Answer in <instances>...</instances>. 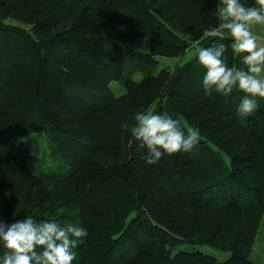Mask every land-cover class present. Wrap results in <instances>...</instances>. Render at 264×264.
<instances>
[{
  "label": "trees",
  "instance_id": "trees-1",
  "mask_svg": "<svg viewBox=\"0 0 264 264\" xmlns=\"http://www.w3.org/2000/svg\"><path fill=\"white\" fill-rule=\"evenodd\" d=\"M217 2L0 0V118L16 108L19 113L15 125L0 123L5 223L32 215L82 224L89 234L76 245L73 264H255L249 254L264 218V98H257L252 115L242 116L237 111L242 90L208 95L202 75L192 80L186 71L172 76L163 71L162 105L154 112L198 129L200 138L190 152L166 154L155 165L145 163L141 153L147 149L130 131L136 121L127 126L121 114L98 130L79 119L113 105L109 83L120 74V61L128 105L143 101L156 60L127 44L148 34L169 47L171 56L185 52L205 28L220 23ZM243 2L264 7L258 0ZM22 3L31 8L22 11ZM196 6L206 13L202 23L188 15ZM12 18L22 22L8 23ZM223 40L230 45L231 38ZM227 62L246 67L233 53ZM129 66L145 74L144 80H134ZM186 67L200 68L198 57ZM22 77L31 80L27 93L8 99V89ZM141 110H147L144 103L134 105L133 117ZM42 131L67 172L35 168L19 147L26 136ZM174 207L181 213L166 218ZM182 241L232 256L226 262L197 251L172 256L170 248ZM4 251L0 243V255Z\"/></svg>",
  "mask_w": 264,
  "mask_h": 264
},
{
  "label": "clouds",
  "instance_id": "clouds-1",
  "mask_svg": "<svg viewBox=\"0 0 264 264\" xmlns=\"http://www.w3.org/2000/svg\"><path fill=\"white\" fill-rule=\"evenodd\" d=\"M264 4V0H261ZM215 14L220 23L205 28L204 37H214L210 46H197L198 63L205 69L202 86L205 93L213 91L224 96L234 88L242 90L237 111L242 116L252 115L264 98V40L253 31L254 25H264V7L246 5L243 0H222ZM228 35L231 43L223 38ZM239 56L246 67L229 65V51ZM136 123L131 133L147 149L142 155L147 165L161 162L166 154L190 152L199 143L198 129L185 131L181 121L171 115L141 110L134 113ZM88 229L80 223H62L57 219L37 220L32 215L8 224L0 218V243L6 251L0 264H73L77 258L76 245L88 236Z\"/></svg>",
  "mask_w": 264,
  "mask_h": 264
},
{
  "label": "rangeland",
  "instance_id": "rangeland-1",
  "mask_svg": "<svg viewBox=\"0 0 264 264\" xmlns=\"http://www.w3.org/2000/svg\"><path fill=\"white\" fill-rule=\"evenodd\" d=\"M260 4L261 0H258ZM222 2V0H218V5ZM24 3L21 4L22 11L25 12V10H29L31 6H23ZM264 6V4H262ZM199 6L191 7L188 10V15L192 19L195 17V19H198L199 22L201 20H204L206 16H204L206 13L202 10H200ZM41 15H39L40 18ZM205 21V20H204ZM8 23H12L14 25H17L18 23L22 21H18L16 18L8 19ZM221 22V21H220ZM202 23V22H201ZM24 24V23H23ZM26 26V29L28 31H31L34 29L33 24H24ZM203 26H206V24H202ZM202 28L200 29V31ZM255 32V31H254ZM264 36V33H259ZM211 37H202L200 40L195 41L192 43V45L189 47V49L185 52L182 50H179L176 53V56H171L169 47H165L158 42H156V38L153 35H141L136 37L134 40L130 41L127 44V47H129L132 51L138 52L143 55H147L152 57L156 60V65L149 68L148 74L152 76V80L146 81V92H144L143 96H141L140 102H133L130 105H128V94L123 86V78L125 75L124 70V63L123 61H120L119 67L121 66L120 74H117L118 77L109 83L110 88V94L113 97L114 103L112 106H110L107 109H101L98 112L91 113L89 116L83 118L79 117L80 121L85 123L89 127H93L96 129H100L101 123L103 121H113L115 120L119 115H125L126 125L131 126L135 120L133 118L132 109L134 105L138 103H144L146 105L147 110L155 111L159 107H161L160 100L163 98L161 95V92H159L160 89L164 87V78L158 79L160 74H162L163 71L168 72L169 76L176 75L178 73H181L183 71H186L188 74V77L193 79H197L199 75H204L205 69L203 66H201L198 69L191 70L189 67H186V65H189L190 62L195 59L197 56L196 48L197 46L204 47V45L208 42V40ZM231 38L230 36L226 35L224 39ZM260 45L264 46V40L259 41ZM232 59V52L228 51L227 54V61ZM138 65V64H137ZM131 72V76L136 81H143L146 77L145 74L140 72L137 67L129 66L127 67ZM126 68V69H127ZM139 68H142V65L139 66ZM169 78V77H168ZM167 79V78H166ZM167 81V80H166ZM31 82V80H30ZM29 79L26 77H22L21 81L16 83L14 87H11L8 89L7 92V98L8 99H15L17 97H21L25 93H27V85L30 83ZM171 82V81H170ZM81 94V93H80ZM152 95V96H151ZM17 98V99H19ZM148 98V99H147ZM164 104V103H163ZM14 105V104H13ZM17 107V105H14ZM17 108L15 109V113L11 116L9 115L8 118H0L1 125H15L17 120L19 119V113L16 112ZM184 130L190 129L187 124L183 123ZM48 134L46 131L42 132H36L33 134H29L24 139L21 140L19 143V147L28 155V158L31 161V164L36 168L39 166V168L43 171H50V172H67L69 166L62 162L60 158H55V155L53 154V150L50 146L49 140H48ZM200 138V137H199ZM147 151L141 153L143 155ZM183 155V154H181ZM177 157V156H176ZM224 158L227 162H229V158L224 155ZM180 209H176L175 207L173 209H169L166 211L164 216L166 218H172L176 214L181 213ZM214 226L209 227V231ZM201 252L205 255L211 256L219 262H226L228 261L232 253L230 251H225L218 249L216 247H213L208 244H190L187 242H181L180 244L175 245L174 247L170 248V253L172 256L176 255L179 252ZM249 259L252 260L255 264H264V218L262 219V224L260 225L259 230L255 234V241L254 245L252 247V250L249 254Z\"/></svg>",
  "mask_w": 264,
  "mask_h": 264
},
{
  "label": "crops",
  "instance_id": "crops-1",
  "mask_svg": "<svg viewBox=\"0 0 264 264\" xmlns=\"http://www.w3.org/2000/svg\"><path fill=\"white\" fill-rule=\"evenodd\" d=\"M253 31H255L257 34L264 33V25H254L253 26ZM259 35L263 36L262 34H259Z\"/></svg>",
  "mask_w": 264,
  "mask_h": 264
}]
</instances>
